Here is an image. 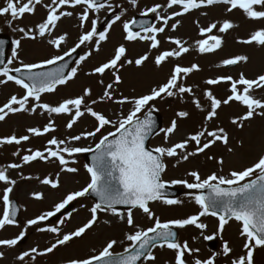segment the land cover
Returning <instances> with one entry per match:
<instances>
[{"label":"rangeland","instance_id":"374dc122","mask_svg":"<svg viewBox=\"0 0 264 264\" xmlns=\"http://www.w3.org/2000/svg\"><path fill=\"white\" fill-rule=\"evenodd\" d=\"M51 0H42L40 5L35 6V12L32 14L26 13L23 18L11 20L10 16H0V32L10 35L15 40H20V47L17 49L18 57L13 60L9 68L20 67V61L24 63H40L44 60L53 58L54 56L64 55L79 42V37L91 30L92 21H97V28L99 24L108 16L114 9H121V19L112 24L104 30L108 32V38L105 41H99L98 35L94 37L91 43L81 45L77 50H80L82 56L86 57L83 61L79 59L75 62L73 67H77V75L75 78L68 81L64 85H59L53 93H45L41 95L40 103H48L51 106H56L63 100L68 98H75L81 94L85 88L92 89V96L86 98V103L97 111L103 112L113 121L119 119L121 112L125 115L133 107L131 104L118 105L109 101L91 105L92 99H97L103 92V87L98 83L103 79L105 84L111 83L113 80L111 72H106L103 77L99 75H89L93 69L101 63L106 62L112 58L115 49L124 44L127 48V58L137 59L144 54L149 55V59L141 67L125 64L120 69V76L122 83L114 86L116 89L117 98L120 95L133 97L140 96L150 92L154 87L165 83L174 66L179 64L182 67H190L193 64L199 66V71H194L183 81L185 86H191L196 97L200 98L203 110H198L192 103V96L184 94L181 98L167 97L164 99H157L152 104L158 113H161L164 119V127H170L172 120L176 119L178 128L175 133L165 138V133L162 131L155 136L151 141L153 148L160 146H171L175 143L183 141L187 136L195 134L206 126L208 130H213L218 127H223L229 134V144L217 142L211 148L205 150L204 153L189 156L187 160H182L180 157H165L166 171L163 173L162 179L165 182L173 180H186L189 183L195 182L194 178L189 173L196 171L200 174L201 179H206L213 173L218 175L228 176L231 171H239L250 167L255 163L261 155H264V116L255 115L252 119L244 121V127L241 129L232 124V119L239 117L247 111L245 106L239 102H231L228 105H222L218 109V115L212 121L205 120L207 111L210 110V104L204 97V92L211 89L213 94L219 99L227 98L231 93L229 91L231 85L228 82H223L219 85L209 86L205 83L208 79L217 78L220 76H232L233 79H239L241 73L247 79H256L260 75H264V46L254 44L246 45L238 41L249 38L250 34L258 29L264 28V20H250L242 10H233L231 13L226 11L228 5L216 4L212 6H204L199 9H194L180 17H175L169 20V25L164 33L158 35L161 41L158 49L150 47V41H127L125 39L126 32L123 24L130 22L137 15L150 7L157 4L162 5L159 13L162 16H169L173 12L181 11L180 6H173L171 9L167 8V0H138L137 5H132L130 0H110L108 5L97 12H89V19L85 21L81 27L80 16L83 14V6L71 7L63 6L60 12L71 11L72 16H62L57 22V26L53 29L50 35L46 34L44 37L37 35L36 39H30L18 31L20 27L28 29H36V26L43 22L48 13V8L45 4H50ZM111 5V7H109ZM6 6V0H0V7ZM257 10H261L257 6ZM155 17V26H162V21L156 19V14H149ZM229 19L233 21L238 27L229 30L226 34H221L214 30L212 34L222 35L224 39L223 46L215 52L201 54L197 50L196 41L204 39L199 33L200 27H208L212 22ZM11 21V23H9ZM179 21V27L175 31L171 30V25ZM198 22V23H197ZM219 26V25H218ZM67 34L65 42L61 43L59 49L48 41ZM142 35L145 33H141ZM211 35V34H209ZM180 38L186 41V46L190 47V51L179 59L170 58L160 67L154 63L155 57L164 50L174 49L176 46L169 42L168 38ZM99 42V50H96V44ZM15 48L13 43L10 51V59L12 58V50ZM89 53H91L89 55ZM237 55L248 56L247 62H241L233 68H227L222 64L224 59L232 58ZM123 63V60L121 61ZM6 78L0 77V80ZM241 88L243 86H240ZM25 94V90L13 81L7 83H0V106H3L12 95L18 98ZM256 98L264 100V89H257L252 92ZM34 101L30 99L29 108L34 105ZM186 110L190 113L188 118L178 119L176 113L178 111ZM259 111V110H257ZM147 112L140 113L143 117ZM71 117L67 114H48L42 109L37 108L36 113L20 112L9 114L4 121H0V138L8 137L15 134L17 137L23 135H30L28 141L22 142L20 145H4L0 147V168H4L9 164L17 163L23 164L21 157L28 149L33 151H45L48 141L53 137L61 140H66L68 143L65 146H82L95 147L99 142L101 135H106L110 131H115L114 128L107 127L98 133L94 138L81 139L80 141H70L69 138L79 135L85 131H92L95 128V120L91 116L85 114L72 129L66 127ZM54 121L55 131H51L42 136H32L27 132L28 128L38 127L41 130L50 122ZM53 150H55V146ZM63 147V146H62ZM195 144L189 143L188 151H195ZM231 148L233 151L229 152ZM20 152L19 156L13 155L14 152ZM179 151V150H178ZM47 154V153H46ZM85 153L76 154L73 157H68L70 163L67 166H61L55 158H50L47 161H34L30 164H23L18 169H8V175L17 181L10 194V199L16 198L22 206L21 219L17 221L16 225H8L3 230H0V239H11L17 237L21 231L27 228L28 236L24 245L18 243L14 248L0 247V252L4 253L3 258H0V264H68L72 259H84L93 254H98L106 243L112 239L118 241L113 251H124L129 246L130 242L126 240V235L137 229H147L154 225V218L149 219L146 214L140 209L133 210L134 225L129 227L126 223L127 210H119L124 216L125 220L112 215L111 213L100 212L96 224L84 235L74 238L66 245L57 247L52 253L40 256L36 255V259L31 261L25 258V261H19L17 257L24 251H30L32 248H37L39 251H44L56 242L58 238H62L64 234L75 231L77 228L83 226L90 218V208L94 206L93 199L85 197L77 198L71 204L73 209L64 214L57 220L41 222L36 226H27V221L34 219L41 214L52 211L54 206L61 202L67 194L79 191L86 187L90 181L89 173L86 170L88 165ZM223 159V164L219 161ZM72 161H75L74 163ZM63 167H75L78 169L75 173L63 171ZM59 176V187L52 188L50 185H45L41 181L45 178H55ZM30 177V178H28ZM254 178V177H253ZM173 185V184H171ZM181 188L183 194L175 199L181 201L179 204L167 205L163 203V198L160 201L151 202L150 209L154 212L155 217H159L161 222L169 220L187 218L192 215H198L201 211L200 206L195 203V196L200 194L201 190L188 189L184 185H174ZM6 185L0 182V197H2L3 190ZM43 193V199H35L33 193ZM4 205L0 199V216H2ZM60 221H64L63 224ZM200 223L207 225L205 229H198L195 226H187L180 231V242L187 241L190 248L199 249L198 253L187 256L189 264H194V259L201 260L210 258L216 254L215 264H231V260L238 258L244 254L242 245L244 239L241 237L240 222L230 219L229 223L225 225L222 233L218 231L219 221L218 217L206 215L200 218ZM58 227L60 229L59 235L51 232H40L37 229L40 227ZM208 235H215L211 241L205 240L204 237ZM227 242L233 251L228 255H223V244ZM213 243L216 245L213 247ZM153 254L156 257L155 262L145 260L143 264H173L175 253L172 250L157 247ZM254 264H264V248H257L254 253Z\"/></svg>","mask_w":264,"mask_h":264},{"label":"snow or ice","instance_id":"6c2138e0","mask_svg":"<svg viewBox=\"0 0 264 264\" xmlns=\"http://www.w3.org/2000/svg\"><path fill=\"white\" fill-rule=\"evenodd\" d=\"M42 0H6V6L0 7V16H10L11 20L23 18L28 13L35 12V6L40 5ZM132 5H137L138 0H130ZM228 5L226 11L231 13L233 10H242L245 16L250 20H264V0H167V9L173 6H180L181 11L173 12L169 16H162L159 9L162 5L157 4L153 7L145 9L141 15L156 14V19L162 21V26L157 27L154 24H146L140 22L141 31H134L133 27L138 25L137 20L132 19L130 22L123 24L126 32L125 39L127 41H150L152 49H158L161 41L157 38L159 34L164 33L169 25V20L175 17H180L194 9H199L204 6H212L216 4ZM65 5L75 7L83 6V14L80 16L81 27L85 21L89 19V12H99L105 7L101 0H51L50 4L44 6L48 8L46 19L36 26V29H28L20 27L17 29L24 34L25 37L36 39L50 35L53 29L56 28L57 22L62 16H72L71 11H58ZM257 6L261 10H257ZM111 7V5H109ZM121 19L120 15L115 16L112 21L114 24ZM11 23V21H9ZM90 31L83 33L79 37V42L65 52L64 55L54 56L53 58L44 60L40 63H24L20 61V67L9 68L13 60L18 57L17 49L20 47L21 41L15 40V48L12 50V58L8 60L7 65L0 67V77L6 79L0 80V83L13 81L25 90L22 97L12 95L10 99L0 106V121H4L9 114L20 112L36 113L37 108L42 109L48 114H67L71 117L66 127L72 129L73 126L85 116V114L94 118L96 124L92 131H85L79 135L69 138L70 141H80L81 139L94 138L98 133L107 127L114 128L115 131H110L106 135H101L99 142L95 147L82 146H65L68 141L53 137L48 141L49 147L45 151L28 149L29 154L21 157L23 164H30L34 161H47L50 158H55L61 166H67L70 161L66 159L81 153H94L90 165H86V170L89 173L90 181L86 187L79 191L71 192L66 197L54 206L52 211L45 212L40 216L27 221V226H36L41 222L56 216L62 210L66 209L77 198L85 197L89 194H94L99 198V202L95 203L90 208L91 218L75 231L64 234L62 238H58L55 243L44 251H39L37 248H32L30 251H24L17 259L25 261L29 258L31 261L36 259V255H46L52 253L57 247L66 245L74 238L81 237L87 230L91 229L97 222L98 213L106 212L125 220L124 214L118 210V205L128 206L126 213V223L131 228L134 225L133 209H140L149 219L154 218V225L147 229H137L126 235V240L130 242L129 246L121 253H115L114 247L118 241L112 239L106 243V246L98 253L93 254L84 259H72L68 264H138L142 259L155 262L156 257L152 252V248L160 247L174 251L173 264H189L187 256L198 253L199 249L189 247L187 241L180 242L177 238V233L174 229H183L187 226H195L198 229H205L206 224L200 223V218L206 215L218 217V231L223 232L225 225L230 219H234L241 224L240 235L244 239L242 245L243 253L238 258L232 259L231 264H254V253L257 248H264V155H261L258 160L250 167L239 171H231L228 176L218 175L213 173L206 179H201L198 172L189 173L195 182L189 183L186 180H173L170 183L173 185H184L188 189L194 190H209L208 195L199 194L195 196V203L200 206L201 211L198 215H192L187 218H180L161 222L159 217H155L154 212L149 207L150 202L160 201L164 197V190L169 182L162 179V174L166 171L165 157H180L182 160H187L189 156L204 153L205 150L220 142L227 146L229 144V134L223 127H218L213 130H208L206 126H202L195 134L187 136L183 141L175 143L171 146H160L153 149L146 147V140L152 135L155 121L152 119V112L156 110L153 101L164 99L167 97H183L184 94L192 96V103L198 110H203L200 98L196 97L191 86H185L183 81L188 75L194 71H199V66L193 64L190 67H182L179 64L175 65L168 80L154 87L149 93L140 96H116L114 86L122 83V78L119 74L120 69L125 64L141 67L149 59L148 54H144L133 60L127 58V48L124 44L119 45L109 60L95 67L89 75H99L103 77L106 72H111L113 80L111 83L105 84L103 79L98 83L103 87L102 94L97 99L90 101L91 105L109 101L118 105L131 104L133 107L125 115L121 112L119 119L113 121L101 111L95 110L86 103V98L92 96V89L85 88L83 94L63 100L56 106H51L48 103H40L43 93H53L58 85H64L69 80L77 75V67H72L70 72L65 75L68 69L66 63L60 64L58 67L48 71H37L44 69L49 65H55L59 61H63L65 56H71L72 53L81 46L91 43L94 37L99 38V41H105L108 38L107 31H99L97 21L93 20ZM179 21L171 25V30L175 31L179 27ZM198 23V22H197ZM112 24L108 25L110 29ZM219 25V26H218ZM238 27L233 21L224 19L222 22H212L208 27H200L199 33L204 39L196 41L197 50L203 53L215 52L223 46L224 39L222 35L212 34L217 30L221 34H226L229 30ZM141 32L145 34H141ZM211 34V35H209ZM67 34L49 40L48 42L54 45L57 49L61 43L65 42ZM169 42L176 47L171 50L161 51L154 59L157 67H160L170 58L179 59L184 54L190 51V47L186 46L187 42L180 38H168ZM239 43L251 45L256 44L264 46V28L253 31L249 38L238 41ZM5 41L0 40V46ZM96 50H99V42L96 44ZM91 53H89L90 55ZM3 55L0 49V56ZM81 61L86 57L81 56ZM123 60V63L121 61ZM248 56L237 55L232 58L224 59V66L237 65L241 62H247ZM0 64L4 61L0 59ZM15 72L19 75H12ZM223 82L230 83V95L225 99L217 98L211 89L204 92L205 99L210 104V110L207 111L205 120L212 121L218 115V109L222 105H228L235 101L247 108V111L232 119L231 123L239 128L244 127V121L252 119L255 115L264 116V100L256 98L252 92L257 89H264V75L258 76L256 79H247L240 74L239 79H233L232 76H220L213 79H208L205 83L209 86L219 85ZM240 86H243L242 88ZM30 99L34 101V105L29 108ZM147 112L143 118L140 113ZM259 110V111H257ZM190 113L186 110L178 111L176 116L178 119L188 118ZM177 120L171 122L170 127L163 129L165 138L177 131ZM51 131H55L54 121H50L42 130L38 127H31L27 132L32 136H42ZM111 137V139H110ZM30 135L17 137L15 134L0 138V147L4 145H20L22 142L28 141ZM189 143H194L195 151L189 152ZM55 146V150L53 147ZM63 146V147H62ZM179 150V151H178ZM229 152L233 149L229 148ZM47 153V154H46ZM13 155L19 156L20 152H14ZM73 163L75 161H72ZM223 164V159L219 161ZM23 164L12 163L4 168H0V182H3L6 187L3 190L2 199L4 209L0 216V230H3L8 225H16V211L13 201L10 199V194L17 181L12 179L7 173L8 169H18ZM63 171L75 173L78 171L75 167H63ZM254 177V178H253ZM30 178V177H28ZM45 185H50L52 188H58L60 181L59 176L55 178H45L41 181ZM35 199H43V193L36 192L32 194ZM163 203L167 205H175L181 203L179 200L163 198ZM71 217V213L67 214ZM64 221H60L63 224ZM40 232H51L59 235L58 227H40L37 229ZM27 233V228L20 234L11 239H0V247L14 248L24 239ZM215 235L205 236V240H213ZM233 251L228 243L223 244V255L228 256ZM4 253L0 252V258H3ZM216 254H213L207 259H194V264H215Z\"/></svg>","mask_w":264,"mask_h":264},{"label":"water","instance_id":"95a60500","mask_svg":"<svg viewBox=\"0 0 264 264\" xmlns=\"http://www.w3.org/2000/svg\"><path fill=\"white\" fill-rule=\"evenodd\" d=\"M107 1L108 0H101V2H103V3H106ZM119 14H120L119 10H116V11L112 12L109 15V17L101 24L98 32L99 31H103V29L109 24V22L111 20H113L115 18V16H117ZM136 20L138 22V25L133 27V29H136V30H141L140 27H139V23L140 22H146V24H153L154 23L153 22V17H149V16H138L136 18ZM0 40L5 41V43L2 46H0V49H2V51H3V55L0 56V59H2L4 61V64H0V67H4L7 64V61H8V51H9V48H10V46L12 44V41H11V39L8 36L3 35V34H0ZM78 55H79V53H75L74 55L68 57L67 59H65V60H63V61H61V62H59V63H57L55 65L49 66V67L44 68V69H38L37 71H48V70H51L53 68L58 67L60 64L66 63L68 65V69L65 71V75H67L69 73V70L71 68L72 63L78 57ZM13 74L14 75H19V74L15 73V72H13ZM152 119L155 121L153 133H152V135L149 136L148 140H146V142H145L146 143V147H148L149 149H151L150 146H149L151 138L162 129V124H163L162 123L163 122L162 121V117L156 112H152ZM93 154L94 153H90L88 155V160H89L90 164L92 162ZM181 192H182L181 190L168 185L167 188L164 190V196L175 197V196H179L181 194ZM208 193H209V190H203L202 191V194H204V195H208ZM90 195L95 197L97 199V201L99 202V198L98 197H96L94 194H90ZM13 204H14L15 208L17 209L16 215H15V219H17L19 217V215H20V208H19L18 204L16 203V201H14ZM117 208H128V206L118 205ZM174 231L177 233V238H178L177 230L174 229ZM25 241H26V239H24L22 241V243L25 242ZM138 264H141V262H138Z\"/></svg>","mask_w":264,"mask_h":264}]
</instances>
